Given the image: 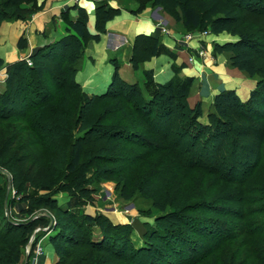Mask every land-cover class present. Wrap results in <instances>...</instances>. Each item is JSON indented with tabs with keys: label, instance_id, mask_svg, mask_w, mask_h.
<instances>
[{
	"label": "trees",
	"instance_id": "obj_1",
	"mask_svg": "<svg viewBox=\"0 0 264 264\" xmlns=\"http://www.w3.org/2000/svg\"><path fill=\"white\" fill-rule=\"evenodd\" d=\"M33 1L35 0H0V30L5 22L26 20L33 11L26 9L23 5ZM169 1L180 8L183 23L187 28L209 30L216 35L229 33L237 38L223 45L215 44L217 52L231 53L230 61L233 67L250 77L263 73L259 65V59H261L259 44L249 34L238 29L240 21L238 10L229 4V1L233 2V0ZM234 1L240 8L246 10H253L264 3V0ZM154 2L156 5H163V0H154ZM78 10V18L70 21L68 35L34 51L30 55L31 66L26 60L6 64L0 57V71L3 68L8 71L6 89L0 93V120H9L14 107L19 102L24 113L31 110L30 101L43 103L42 100L47 93L41 92L39 87L46 82L47 72L50 69L48 61L51 59L58 61L61 74L65 73V69L69 71L76 91L81 89L75 76L77 65L84 55L88 42L92 39L100 41V35L90 33L88 12L84 8H78ZM117 14L118 12L107 4H99L98 29H103L104 24ZM144 39L152 40L147 36L137 38L132 58V66L135 70L140 68L141 61L148 59L137 52L139 42ZM18 47L20 49L28 47L26 37L19 40ZM162 51L163 46L158 41L152 40L149 56L154 57ZM64 62H67L65 69L62 66ZM114 63L117 71L108 91L101 97L102 100L112 99L114 104L120 107L122 94L130 103L136 101L138 103L136 110L141 117L139 124L141 127L152 126L153 117L157 118L160 124L161 118L165 115L168 118L174 115L180 118V121H186V111H188L190 121L187 122L188 124L184 123L181 131L187 130L196 142L201 141L203 137L207 139L203 141L202 150L196 152L191 148L181 149L184 139L180 138L174 143L175 147L180 148L176 153L191 161L199 159L200 162H204L211 157L213 160L222 159L224 164L243 161L242 155H238L237 146L232 147L231 152L225 156L226 148L222 146L223 140L217 142V138L226 136L235 138L239 128L232 120L231 113H236L238 110L242 111L241 114L246 117V122L251 124L254 116L260 112L261 103L264 102V79L255 87L247 101H243L235 90H225L217 94L207 113L209 122L206 123L201 122L204 116L203 103L197 102L192 106L188 102L190 88L194 84L193 77H177L166 84H160L153 81V73L147 71L145 75L155 87L151 96L148 97L143 96L138 84H131L123 79L119 73L118 63L116 61ZM23 69H26L29 75V80L25 82L18 78ZM99 98L98 95L87 96L81 105L80 134L77 137L74 135L77 124H74L73 119L66 114H58L52 120L41 122V115L36 113L37 132L51 143L64 141L67 145L58 146L56 153L47 163L32 160L30 156L24 155L11 165L10 172L14 188L18 195H22L21 200L28 204L22 213L29 214L31 217L26 221H15L8 216L5 210V195L0 188V264H24L25 251L27 252L32 235L38 228L46 227L49 228V241L59 257L57 264H176L179 257L183 256L182 250H185L183 245L187 242L188 236L200 228L209 231L213 227L212 224L208 226L203 220L189 216L183 207L177 206V209L160 219L176 230H166L159 222L158 227L148 235L146 243L143 246H137L131 238L128 225L116 224L102 213L93 215L85 210L86 201L93 203L96 193L95 187L87 181L92 159L83 160L86 138L91 135L107 140V144L97 151L95 158L110 163L111 166L105 164L96 171V174L102 177L118 175L121 178L119 169L125 160L124 142L130 133L127 128L106 125L103 122L107 115L118 112L119 108H106L100 116L92 118ZM68 101L69 99L66 98L63 103L65 111L69 107ZM41 107L44 109V106ZM170 133L167 127L164 135L168 137ZM212 140L217 143L208 149L207 145ZM151 144L150 149L154 150ZM154 146L157 149L160 147L159 144ZM229 163L227 169L229 172H235L236 167ZM79 172L81 176L76 178ZM149 181L145 179L142 182L141 189L146 196H152L150 192L152 185ZM27 186L33 192L24 194ZM125 189L126 184L122 190L125 191ZM42 190L45 192L41 193ZM62 192L70 197L67 204L61 203L57 198V195ZM158 207L165 211L164 206ZM41 209L46 211V214H38ZM37 239L38 237L35 244L38 242ZM35 246L31 245V254ZM186 248L188 249V246ZM142 254L148 256L149 261L139 260Z\"/></svg>",
	"mask_w": 264,
	"mask_h": 264
},
{
	"label": "rangeland",
	"instance_id": "obj_2",
	"mask_svg": "<svg viewBox=\"0 0 264 264\" xmlns=\"http://www.w3.org/2000/svg\"><path fill=\"white\" fill-rule=\"evenodd\" d=\"M72 1L74 2V0ZM112 1H117L127 7L134 4V8L138 12H143L148 8H155L156 13L161 10L162 15L158 14L159 16H157H165V18L162 17V25L166 28L176 29L182 34V38L187 40H200V37L205 36L209 31L187 28L183 23L180 8L169 0H163V5H156L154 0H99V4H107L111 7ZM229 4L238 10L240 16L238 29L249 34L259 44L258 50L261 52L259 65L263 69V73L250 77L233 67L230 61L231 53L217 52L215 42H211L210 53L215 56L221 55L224 65L232 72L231 74H240L244 78H249L254 84L257 81V87L264 79V3L253 10L240 8L234 0L233 2L229 1ZM23 6L25 8L28 6L26 9L33 11L29 17L43 8V5H38V0ZM111 8L118 12V9ZM229 37L231 38L229 33H223L219 38L223 40ZM232 38L234 37L232 36ZM145 40L146 42H144ZM151 44L152 40L150 39L141 40L137 46L139 55L151 59L149 56ZM205 44V42L202 44L201 49L203 58L208 57L209 51ZM26 49V57H28L32 48L28 45ZM36 50L34 49V51ZM193 57L195 58V56L191 57L192 60ZM48 62L50 69L47 72L46 82L39 87L41 92L47 93L45 99L42 100L43 103L30 101L31 110L24 113L21 102H19L14 107L9 120H0V188L5 195V210L8 216L15 221H26L30 219L31 215L22 213L28 204L21 200L22 195L17 194L12 183L10 167L13 162L28 155L32 160L47 163L56 153L58 146L67 145L64 141L51 143L37 132L36 113L41 115V122L52 120L58 114H66L73 119L74 124H77L74 129V135L77 137L80 134V107L87 96H93L86 93L82 87L76 91L70 73L65 69L67 62L62 64L65 69L64 74H61L58 69L60 66L58 61L51 59ZM79 66L80 61L77 70ZM7 74L6 69L0 73V93L6 89ZM18 78L23 82L29 80L26 69L21 71ZM209 78L212 81L216 79L213 74H210ZM153 81H155L154 78ZM138 85L143 96L148 97L151 96L153 88H155L145 74L144 77H141ZM190 89L188 102L194 106V99H190L192 87ZM103 95H98L100 98L92 118L100 116V113L106 108H119L118 112L107 115L103 122L106 125L127 128L130 133L124 142L125 160L119 169L121 178L118 175L102 177L96 174V171L105 164L111 166L110 163L95 158L97 151L107 144V140L91 135L86 138L83 160L92 159L87 181H90L95 187L96 193L93 203L86 201L85 210L92 214L102 213L116 224L128 225L134 244L143 246L148 240V235L158 227L159 222L166 230H176L160 219L165 214L177 209V206H181L189 216L203 220L208 226L212 224L213 227L209 231L200 228L197 232L189 235L187 242L183 245L185 250L181 249L183 256L179 257L176 264H264V102L261 103L260 112L254 116L251 124L246 122V117L241 114L242 111L231 113L232 120L239 128L235 133V138L232 136L217 138V142L223 140L222 146L226 148L225 156L231 152L234 146L238 148V155H242V162L232 161L230 164L226 161L236 167L235 172H229L228 163L224 164L222 159L213 160L211 157L210 160L204 162H200L199 159L191 161V159L188 160L176 153L180 148H191L198 152L203 148V141L205 142L206 137L196 142L187 130L181 131L184 123L190 121L188 111H186V121H180V118L174 115L170 118L165 115L161 118L160 124H158V119L153 117L152 126L141 127L139 125L141 117L139 111L136 110L138 107L136 101L130 103L121 94V106L118 107L112 99L102 100ZM66 98L69 99L67 111L63 107ZM212 102V99L202 102L204 116L201 122H209L207 113L212 107ZM41 106H44V109H41ZM167 127L171 131L168 137L164 135ZM180 138L184 139V142L182 147L177 148L174 143ZM214 140L209 141L211 143L207 145L208 149L216 145L217 142L214 143ZM150 144L154 150L150 149ZM155 144H159V149L154 146ZM80 176L81 172L76 175V178ZM145 179L150 180L152 196H146L142 192V182ZM125 184L126 189L123 191L122 188ZM29 192H33V190L27 186L24 194ZM44 192L45 190L41 191V193ZM57 198L67 204L70 197L67 193L62 192L57 195ZM158 206H164L165 211ZM20 213L23 215L20 216ZM39 213L46 214V211L41 209L38 211ZM48 215L51 217L49 213ZM47 228L37 231L38 242L35 244V238L32 246L39 245L44 249V238L49 233ZM26 253L25 251L24 264L29 262ZM149 259L144 254L139 256V260L149 261Z\"/></svg>",
	"mask_w": 264,
	"mask_h": 264
},
{
	"label": "crops",
	"instance_id": "obj_3",
	"mask_svg": "<svg viewBox=\"0 0 264 264\" xmlns=\"http://www.w3.org/2000/svg\"><path fill=\"white\" fill-rule=\"evenodd\" d=\"M38 5H43V8L26 20H13L3 24L0 30V57L6 64L24 60L27 56V49L18 47L22 37L27 38L28 45L32 48V52L28 54L30 57L34 49L68 35L70 21L78 18V8H84L89 14L90 33L100 35V41L92 39L87 44L76 73V81L89 95L105 94L108 91L117 71L114 61L119 65L121 77L131 84H138L147 71L152 72L155 82L160 84H166L177 77L195 78L190 96V99H194V104L206 99L214 100L217 94L225 90H235L243 101H247L256 87L257 81L254 84L240 74H231L221 55L210 53L211 42L223 45L235 41L236 37L221 40L219 37L223 33H210L200 37V40H187L176 29L162 25L161 20L165 16L158 17L162 15L161 10L156 13L155 8H148L138 12L134 4L127 7L117 1H112L111 7L118 9V14L104 24L103 29L97 27L99 0H38ZM139 36L158 41L163 46V51L141 62V67L135 70L132 58ZM204 42L209 50L207 58L201 56ZM192 56H195L193 60ZM210 74L215 76L214 81L210 80ZM49 237L50 233H47L43 244L44 254L35 264H57L59 261Z\"/></svg>",
	"mask_w": 264,
	"mask_h": 264
},
{
	"label": "built area",
	"instance_id": "obj_4",
	"mask_svg": "<svg viewBox=\"0 0 264 264\" xmlns=\"http://www.w3.org/2000/svg\"><path fill=\"white\" fill-rule=\"evenodd\" d=\"M80 0H74V2H79ZM210 32L209 31H207L206 32V35H208ZM26 61H27V63L31 66L32 65V61H31V59H30V57H27L26 58ZM6 68H3L1 71H0V73H2L4 70H5ZM7 77H8V74H7ZM47 229H49V228H47ZM39 230H41V228H38L36 231H35V233L33 234V237H32V239H31V242H30V245L28 246V248H27V256H28V264H35L36 263V261H37V259L41 256V255H43L44 254V249L41 247V246H39V245H37V247H35V249H34V252L31 254V245H32V243H33V241L35 240V238H36V233H37V231H39ZM31 254V255H30Z\"/></svg>",
	"mask_w": 264,
	"mask_h": 264
}]
</instances>
